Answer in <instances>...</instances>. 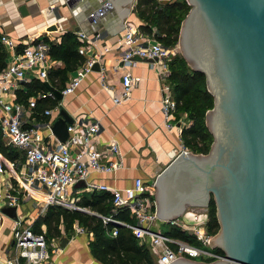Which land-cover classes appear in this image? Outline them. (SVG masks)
<instances>
[{
    "label": "built area",
    "instance_id": "2783aa9c",
    "mask_svg": "<svg viewBox=\"0 0 264 264\" xmlns=\"http://www.w3.org/2000/svg\"><path fill=\"white\" fill-rule=\"evenodd\" d=\"M98 13H92L90 17L95 21L97 16L103 15V11L100 9ZM76 35L85 44L92 39L81 31ZM48 39L51 43L60 42V38L48 37ZM1 40L11 52V61L0 73V131L6 146L21 152L24 160H8L0 152V177L7 175L5 185L0 189V209L4 205L18 208L22 200H33L41 217L45 216L51 207L68 211H88L72 199L71 193L77 182L84 181L85 187L81 188L84 192L112 194V214L100 216L103 223L105 225L113 223L117 227L129 228L140 244L150 249L156 258V264H170L177 259L212 262L225 258L224 254L218 252L216 248L213 250L209 244L216 235L213 228L211 229L209 207L188 208L180 216L181 218L161 220L157 216L155 182L149 183L138 177L129 187L117 189L90 179L93 172L111 174L123 165L121 160L117 159L120 156V146L116 139H111L101 149L92 146V138L101 131L99 122L74 119V123L68 127V139L62 144L55 136L53 140L47 139L42 132L43 128L51 131V121L37 125H33L31 121L34 119L32 116L36 112L38 99L46 96L54 98L51 92L29 98L27 106L4 100L3 94L14 93L19 89L20 84L28 82L30 77L47 81L55 61L51 59L50 45L45 41L44 35L31 40L24 46L21 53L16 51V43L9 37L3 35ZM117 44L120 58L117 69L121 65L126 67L134 64L135 56L156 59L149 63L156 69L161 83L162 113L167 129L175 128L174 123H168L171 115L177 110V102L168 78L170 61L180 54L179 44L171 48L165 47L157 38L156 29H153L151 34H147L131 22L124 23ZM96 62H99L96 57L86 60L61 91L63 96L73 94L77 90L84 77L93 71V65ZM102 70L100 64L99 72ZM102 79L105 78L102 77ZM139 81L140 78L135 77L130 71H124L122 73L123 91L112 98L113 103L120 105L129 100L133 88ZM38 114L50 118L53 110L46 109ZM180 125H182L181 122ZM182 130L179 128L180 135ZM51 136H53L52 133ZM181 152L190 153L191 150L180 138V149L177 155ZM36 192L42 196L36 195ZM125 210L128 211L133 223L114 217ZM5 217L0 211V225ZM182 217L187 220H182ZM18 218L12 221L11 228L13 239L11 251L15 256H7L6 263L54 264L52 256L59 248L57 243L53 241L50 245L44 234L37 233L31 226L24 224L20 215ZM167 225L169 229L165 232L164 226ZM117 227L113 228L111 236H117ZM74 229L78 235L93 236L77 223ZM173 230L181 231L186 238L169 234Z\"/></svg>",
    "mask_w": 264,
    "mask_h": 264
},
{
    "label": "water",
    "instance_id": "95a60500",
    "mask_svg": "<svg viewBox=\"0 0 264 264\" xmlns=\"http://www.w3.org/2000/svg\"><path fill=\"white\" fill-rule=\"evenodd\" d=\"M74 2L76 0H73ZM139 0H114L125 5L117 14L124 23ZM168 2L169 0H160ZM191 10L184 19L179 47L191 68L205 74L214 107L206 124L214 141L208 154L176 155L155 181L157 216L180 217L188 208H208L213 201L219 230L209 242L225 258L213 262L177 259L170 264H264V0H187ZM111 6V8H112ZM22 16L29 14L21 5ZM89 36L101 27L78 16ZM84 21V22H83ZM135 61L156 59L135 56ZM100 71V64L93 65ZM46 85L58 101L61 91ZM51 125L52 134L64 144L74 118L62 106ZM85 187L79 181L74 188ZM0 211L18 220V208L4 205ZM69 238L57 244L64 249Z\"/></svg>",
    "mask_w": 264,
    "mask_h": 264
},
{
    "label": "crops",
    "instance_id": "0c3cea01",
    "mask_svg": "<svg viewBox=\"0 0 264 264\" xmlns=\"http://www.w3.org/2000/svg\"><path fill=\"white\" fill-rule=\"evenodd\" d=\"M113 2L114 0H76L75 2L73 0H0V35H5L13 40L16 43V51L19 47L23 50L31 40L42 35L58 39L67 31H73L76 34L79 32L76 29L82 25L79 22V15L85 22H89L92 19L90 14H99L100 9L103 11V15L97 16L101 24L97 31L99 35H93L96 32V27L94 24H90L89 38L92 39L79 49L85 54L87 60L96 57L103 68L102 72L92 71L87 74L77 90L73 94L64 96L62 101H58L55 96L50 98L56 99L59 106L62 105L74 119L100 123V133L92 138L93 147L101 149L111 139L117 140L120 146V156L117 159L123 163L122 167L111 174L93 172L90 179L113 188L123 189L129 187L138 177L149 183L156 181L158 175L180 149L179 128H185L184 124L180 125V122L183 123L186 118L176 110L168 121L172 124L177 121L176 124L174 123L175 128L167 129L162 113L161 83L152 64L136 61L131 66L122 67L121 65L117 69L120 64L117 43L124 23L131 22L141 29L142 25H146V22L139 16L136 3L133 6L135 12H130L125 22L121 23L120 21L119 23L116 20L117 14L123 12L126 7L122 3L113 7ZM21 5L27 6L28 15H21L19 11ZM92 21L96 23V20L92 19ZM4 47L9 55V64L11 52L5 45ZM53 61H55L53 69L64 67L63 62ZM124 71H130L135 77L140 78V81L133 88L129 100L115 105L112 98L123 91L122 73ZM73 76L74 74L71 75V77ZM102 77L105 79L103 80ZM33 80L39 79L30 77L29 81L21 83L19 89L14 93L3 94L4 100L27 106L28 101L26 104L17 101V92L25 91L26 84ZM44 82H48V80ZM39 95L41 94L32 97L35 98ZM46 97L49 98V96ZM39 110L36 108L37 113L35 112L32 116L34 117L31 120L33 125L46 121L53 123L59 115V111H56L57 107L51 109L53 114L50 118L38 114L43 112V110ZM42 132L47 139L53 140L54 135L51 136V131L43 128ZM2 154L5 156L4 153ZM6 179L7 175L0 177V189L5 185ZM81 188L83 187H73L71 190L72 199L79 205L84 198H89L93 193H104H87ZM37 208L33 200H22L18 207V216L20 215L24 224L31 226L35 232L44 234L50 245L53 241L57 243L62 236L69 238L67 246L64 249L58 248L53 254L54 264H103L93 256L89 248V240L92 235L76 234L74 229L76 223L70 233L66 232L62 226L61 237L52 238L50 241L44 225L40 226L41 232L35 230V223L41 218ZM12 221L14 220L6 216L0 225V264H7V256H15L11 251L13 244Z\"/></svg>",
    "mask_w": 264,
    "mask_h": 264
},
{
    "label": "trees",
    "instance_id": "16d2710c",
    "mask_svg": "<svg viewBox=\"0 0 264 264\" xmlns=\"http://www.w3.org/2000/svg\"><path fill=\"white\" fill-rule=\"evenodd\" d=\"M139 16L144 19L146 25L141 30L147 34L157 30V38L165 47H174L179 44L182 23L191 6L187 0H172L161 3L159 0H139L136 6ZM45 36V35H44ZM0 35V73L7 67L9 55L5 49ZM45 41L49 42L47 36ZM85 42L73 31L65 32L60 42H49L50 56L52 60L64 63L63 68L52 69L48 75L49 85L62 91L69 82L71 75L77 73L85 62L86 57L79 49ZM21 47L17 49L21 53ZM169 83L172 88L174 99L177 102V112H186L192 120L188 128L181 133V140L193 153L208 154L214 138L209 131L206 118L207 111L214 107V97L207 89L206 76L204 73L189 69L187 61L182 55L177 54L169 63ZM25 91L17 92V101L27 103L28 99L37 94H47L49 89L46 82L33 80L26 84ZM59 106L56 99L44 97L38 100L37 109H55ZM181 111V112H180ZM0 151L9 160L23 161V155L16 149L6 146L0 131ZM113 197L109 192L93 193L89 198H84L80 205L88 208V211H68L58 207H51L46 215L39 218L35 223V230L41 232V225L46 227V234L50 239L59 238L62 235L63 226L66 232L72 231L77 223L93 234L89 240V248L93 256L103 264H156L155 257L150 249L142 244L134 236L132 231L124 226H116L113 223L105 225L100 216L112 214ZM211 229L217 233L219 223L216 217V206L212 201L210 206ZM116 219L133 223L128 211H121L114 215ZM117 227V236H111L113 228ZM174 236L186 238L179 230L169 233ZM218 252L224 254L220 249Z\"/></svg>",
    "mask_w": 264,
    "mask_h": 264
},
{
    "label": "rangeland",
    "instance_id": "374dc122",
    "mask_svg": "<svg viewBox=\"0 0 264 264\" xmlns=\"http://www.w3.org/2000/svg\"><path fill=\"white\" fill-rule=\"evenodd\" d=\"M153 29H155V28H153ZM179 55H182V57H183V54L182 53H180ZM185 59V58H184ZM186 60V59H185ZM187 66L189 67V69H191V66L188 64V62H187ZM208 89V88H207ZM212 110V109H211ZM56 111H60L59 109H57ZM210 110H208L207 111V114H208V112H209ZM177 112V111H176ZM181 112V111H180ZM181 115H185V120L183 121V123L182 124H184V127L185 128H188L191 124H192V120L189 118V115L186 113V112H183L182 111V113H180ZM173 123H177V121H174ZM192 152V151H191ZM32 218H33V216H32ZM179 218H181V217H179ZM182 220H187L185 217H182ZM164 229H165V232H167L168 231V229H169V227H168V225L167 226H164ZM218 233V232H217ZM216 233V234H217Z\"/></svg>",
    "mask_w": 264,
    "mask_h": 264
},
{
    "label": "bare ground",
    "instance_id": "6f19581e",
    "mask_svg": "<svg viewBox=\"0 0 264 264\" xmlns=\"http://www.w3.org/2000/svg\"><path fill=\"white\" fill-rule=\"evenodd\" d=\"M36 195H38V196H40V197L42 196V195H41L40 193H38V192H36Z\"/></svg>",
    "mask_w": 264,
    "mask_h": 264
},
{
    "label": "flooded vegetation",
    "instance_id": "af4514ba",
    "mask_svg": "<svg viewBox=\"0 0 264 264\" xmlns=\"http://www.w3.org/2000/svg\"><path fill=\"white\" fill-rule=\"evenodd\" d=\"M213 262V261H212Z\"/></svg>",
    "mask_w": 264,
    "mask_h": 264
}]
</instances>
